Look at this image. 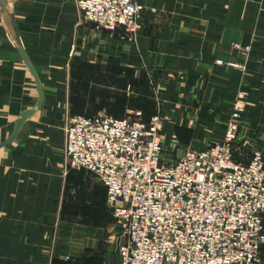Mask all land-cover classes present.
Masks as SVG:
<instances>
[{"label": "crops", "instance_id": "crops-1", "mask_svg": "<svg viewBox=\"0 0 264 264\" xmlns=\"http://www.w3.org/2000/svg\"><path fill=\"white\" fill-rule=\"evenodd\" d=\"M137 2L130 42L73 0H0V264H120L106 189L65 160L71 115L160 114L174 161L222 142L242 100L235 157L264 159V0Z\"/></svg>", "mask_w": 264, "mask_h": 264}, {"label": "built area", "instance_id": "built-area-1", "mask_svg": "<svg viewBox=\"0 0 264 264\" xmlns=\"http://www.w3.org/2000/svg\"><path fill=\"white\" fill-rule=\"evenodd\" d=\"M73 1L97 31H123L130 42L141 33L145 8L137 0ZM245 109L235 102L222 142L169 162L160 114L67 118L65 160L107 190L125 237L120 264H261L264 159L255 152L242 163L234 154Z\"/></svg>", "mask_w": 264, "mask_h": 264}, {"label": "rangeland", "instance_id": "rangeland-1", "mask_svg": "<svg viewBox=\"0 0 264 264\" xmlns=\"http://www.w3.org/2000/svg\"><path fill=\"white\" fill-rule=\"evenodd\" d=\"M163 156H164V158H165V161H167V162H169V160H167L166 159V157H165V155H164V152H163ZM70 169V168H69ZM71 170V169H70ZM72 171H74V170H72ZM75 172H77V171H75ZM81 172H85V171H81ZM86 173V175L94 182V184H97V186H100V187H103V185L100 183V181H99V179H98V177L95 175V174H93V173H90V172H85ZM104 188V187H103ZM107 191V190H106ZM106 206H107V210L109 211V213L111 214V216H112V213H111V210H110V205H109V201H108V195H107V202H106ZM80 215H82V214H80ZM112 226L109 228V230H110V233L111 234H113L114 235V231H115V229H117V227H116V222H115V220H114V218H113V216H112ZM96 222H98V220L96 219ZM113 232H112V231ZM118 230V232H119V234L120 235H122V233H121V231L119 230V228L117 229ZM123 236V235H122ZM123 238H125L124 236H123ZM123 244V243H122ZM121 245V244H120ZM119 245V246H120ZM119 248V247H118ZM261 252H262V250H261ZM117 253H118V251H117ZM119 256V255H118ZM120 260V259H119Z\"/></svg>", "mask_w": 264, "mask_h": 264}, {"label": "water", "instance_id": "water-1", "mask_svg": "<svg viewBox=\"0 0 264 264\" xmlns=\"http://www.w3.org/2000/svg\"><path fill=\"white\" fill-rule=\"evenodd\" d=\"M182 157V154H179V159Z\"/></svg>", "mask_w": 264, "mask_h": 264}]
</instances>
